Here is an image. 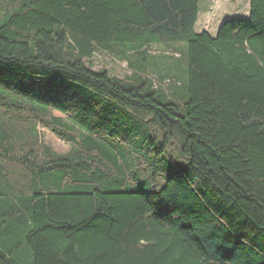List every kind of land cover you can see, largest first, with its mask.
<instances>
[{"label": "trees", "instance_id": "16d2710c", "mask_svg": "<svg viewBox=\"0 0 264 264\" xmlns=\"http://www.w3.org/2000/svg\"><path fill=\"white\" fill-rule=\"evenodd\" d=\"M198 1L0 0V264H264V0L215 36Z\"/></svg>", "mask_w": 264, "mask_h": 264}, {"label": "rangeland", "instance_id": "374dc122", "mask_svg": "<svg viewBox=\"0 0 264 264\" xmlns=\"http://www.w3.org/2000/svg\"><path fill=\"white\" fill-rule=\"evenodd\" d=\"M220 0H201V6H212L211 12L212 14L206 15L205 20L209 17L207 21V25L209 27L207 30L209 31L211 36L216 35V31L220 28V26L226 21L234 20V19H244L247 18V14L239 13L235 14L233 12L230 13H222V10L218 7ZM227 15L224 21H220V16ZM221 22V23H220ZM199 28H196V32H199ZM175 45H166V44H153L148 49V63L147 70L148 74L151 77L160 78L164 77L168 73L177 72L180 76V80L183 83L185 76V64L184 60L181 58L182 52L184 49V44L179 47V49H174ZM88 66L92 68L94 71L104 70L107 71L111 76L124 79L130 75V71L127 67L126 62L119 60L110 52L100 49L92 59L86 61ZM166 83V81H165ZM38 132L41 136L42 141L46 146L51 148L54 152L58 154H64L68 152L69 145L57 139L56 136L45 128H39Z\"/></svg>", "mask_w": 264, "mask_h": 264}, {"label": "crops", "instance_id": "0c3cea01", "mask_svg": "<svg viewBox=\"0 0 264 264\" xmlns=\"http://www.w3.org/2000/svg\"><path fill=\"white\" fill-rule=\"evenodd\" d=\"M200 2L201 0L198 1V14H197V20L195 24V32H196V28L198 27L199 32H196V33L207 32L210 35L209 31L207 30V28L209 27V24L207 25V23L205 22L209 19L210 16L206 18L207 20H205V14L207 16L212 14L211 12L212 6H207V7L201 6ZM218 7L222 10V13L233 12L235 14L245 13L248 15L249 0H220ZM225 17H227V15L225 14L220 16L219 18L220 21H224L226 19Z\"/></svg>", "mask_w": 264, "mask_h": 264}]
</instances>
